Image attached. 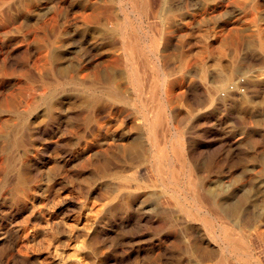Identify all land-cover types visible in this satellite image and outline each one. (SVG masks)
<instances>
[{
    "label": "rangeland",
    "instance_id": "1",
    "mask_svg": "<svg viewBox=\"0 0 264 264\" xmlns=\"http://www.w3.org/2000/svg\"><path fill=\"white\" fill-rule=\"evenodd\" d=\"M9 1L5 0L4 2L5 4L4 3L0 4V6L2 5L0 8L4 10L2 11L5 15L2 18L0 16V31H1L0 32V64H1L0 65V71H1L0 72V111L2 112V113L0 112V120H1L0 132L2 133V136L0 135L1 138L0 141L5 137L7 138L12 137L11 133L13 132V128L15 126L18 128L19 132L16 135L17 137L18 136L19 137L17 138L16 143H14L16 146L15 147L9 146L7 147L8 150L3 149L2 144L0 143L1 146L0 175H2L0 176L1 178L0 179V264H137V263L138 264H146V263L147 264H160V263L161 264L164 263L165 264L166 263L167 264H190V263L200 264L201 263L200 258L193 260L192 257L189 256L188 258V255L185 254V250L188 245L186 242L184 243L185 245L184 244L182 245L181 247L182 250L181 248H177L175 245L176 233L181 234L182 232L184 233L185 230L183 229L181 231L182 228L176 227L177 225L175 224L176 225L175 226L174 222L171 223L172 222L171 218H168V216L166 215L162 216L158 211L154 210L152 206L149 204V202L147 203V201L143 199L144 198L143 196H145L146 193H144L143 190L141 191L144 194H142L141 191L139 193V190H137V188L139 185H141V187H146V186L149 187L153 183V187L150 186L149 189L146 190L147 193L150 191L160 193L162 189L165 188V186L171 187L170 185L168 186L169 183L167 184V179L165 178L166 175H164L163 177L165 179H164V184H162L163 179H161L160 176L156 175L157 174L156 172L154 173L156 167L157 169H163V170L164 169L169 170L170 168L172 170L174 168L176 170L179 169L181 170L183 168L188 167L191 168L192 170L194 169L195 175L197 174L196 176L200 175L198 176V178L200 179L205 178L204 179L205 183L208 184L207 181H209V184L211 185L213 184V181L215 182L216 185L219 183H221L222 185L228 184L232 178V179L240 180L243 185L249 184L246 185L245 188L251 190V189H255L256 187L255 185L257 181L259 180L264 181V168H263L264 167V157H263L264 156V52H263L264 51V47H263L264 46V0H157V1L146 0L149 9L148 11L151 14H149L148 12L147 13L148 15L146 14L144 17L138 16L137 13L130 14L127 12L118 11L119 13L118 12L117 13L119 15L120 21L122 20V23H125L123 25H126V31L129 33L132 32L136 33V43L138 44L137 46L139 47V51L141 52L136 54L138 55L136 56V60H137L136 67L138 68L139 71L142 70L141 72L142 89L140 86L136 87V103H137L136 110H138L136 111V126L138 128L135 126L134 124L135 122H133L132 119H126L122 115H120L121 113L120 114L118 113L112 116L113 119L108 118L106 119V122L105 120H103L105 124L110 123V125L107 126L109 127L108 129H104L105 131H103L102 134L90 132V129L93 127V124H89L88 118H91L93 110L91 108H87L82 104L80 95L81 93L83 94L86 91L84 90V88H80L78 86L73 85V86H66L64 89H62L64 90L62 96L63 98L62 101L64 102V104H62L63 108L60 111H57L58 113L61 114V116L51 115L49 112L46 111L44 112L43 108L41 107L42 105L39 104V102L31 103V105L28 107L29 109H27L28 111H26L27 113L25 112L26 113L25 115L23 110L26 109L27 105L24 104L27 103L29 100L30 102L33 101L31 100L30 95L32 93L33 94L36 93L37 96V94L39 93L38 91V89L40 88L39 86H41V84L45 82L44 80H46V82L61 81L63 80L62 78L66 79L72 77L71 75H73V78L78 81L87 80L89 82L94 80L98 75H102L101 84L99 86L102 88L103 87L107 88L109 86L107 84L109 83L110 80L107 72L111 70L113 64H116L117 61L122 60V55L124 52L123 40L120 34L121 31L120 28L117 29L115 26H110L109 27L110 29L108 30L107 33L105 32L102 35H97L94 33L93 26L84 23L83 15L84 13L85 14L91 13V10L89 9L93 3V0H49V1L48 0L47 1L46 0H9ZM105 1L106 2L108 1L107 3H110V0H105ZM39 2L40 3L42 2L44 6L42 3L40 4ZM50 4L53 6H51ZM175 5L177 6L175 7ZM152 6L155 7L153 8ZM28 8L30 10H28ZM46 9L49 11H47ZM164 9L166 10L164 11ZM162 10H163V14H162ZM32 12H34L35 14ZM54 12L55 15L53 14ZM147 16L149 19L147 18ZM54 17L57 18V20H55ZM59 19L60 21H58ZM78 19H80L83 22H81ZM127 20L129 21L127 22ZM51 21L52 22L56 21V22L52 23ZM138 21L140 24L138 23ZM31 22L32 24H29ZM66 22L68 25L66 24ZM160 23L162 24L161 26ZM45 24L50 25L47 28V30ZM166 24L168 26H166ZM42 25L43 27H41ZM64 25L65 26L67 25L66 28ZM6 27L9 28L8 31ZM32 27L35 29H33ZM51 27H53L54 29H52ZM67 27L69 28L67 29ZM77 27H83V28H77ZM57 28H59V30ZM20 29H22V31ZM64 29L66 30V32ZM32 30L37 35H34ZM139 30H141V32ZM18 32H20L21 34ZM46 32L49 37H47V35L45 34ZM64 32L66 34H64ZM39 33L41 34L39 35ZM91 34H93L94 36ZM144 34L149 38V41L148 38L147 39L145 38ZM144 38L147 41H145ZM260 38L262 41H260ZM138 39L139 41H137ZM151 39L153 41H151ZM69 40L70 41L73 40V41L70 42ZM43 41H46L47 43ZM68 41L70 42L69 44ZM75 42L76 44H74ZM147 42L149 43V45ZM58 43H60L59 44L60 46L58 45ZM77 43L80 44L78 45ZM146 43H147V47L145 45ZM154 44L156 45L154 46ZM63 45L66 46L64 47ZM113 49L115 50L113 51ZM153 49L155 51H153ZM103 50L104 52H102ZM118 51L120 52L116 53ZM44 53H46L45 57H44ZM112 54L117 57L115 58ZM58 55L59 57H56ZM51 56L53 57L52 60H51ZM138 57H142V58H138ZM69 59L71 60L69 61ZM72 60L75 62V64ZM153 60L157 62H153ZM109 62L111 65L109 64ZM49 63H53V65L57 69H55V67H53L52 64L50 65ZM55 64L58 66H56ZM140 64L141 65L143 64L144 67L141 66ZM26 65L29 66L28 69ZM88 65L90 67H88ZM155 65L156 67H161V68H156ZM82 67L84 69L87 68L85 69L86 71H84ZM64 69H68L66 74H62L60 72L61 70ZM90 69H93L95 73L93 72V70L90 71ZM182 71H184V74ZM219 72H223L224 74L220 75L221 73ZM226 72L228 73L232 72V74L225 75ZM241 72L244 74H242ZM29 74L30 76L33 75L32 76L33 78L30 77ZM79 74H81V76H79ZM146 75L148 77H146ZM201 75L203 78L201 77ZM223 75H225L226 77ZM24 76L27 77L25 78ZM103 77L106 78L107 82ZM223 77L225 78L223 79ZM240 78L244 79L242 87L244 88L245 91L240 92V91L230 90L229 89L230 85L234 84ZM146 80L148 81L146 82ZM163 80H164L163 83L164 90L162 91L160 90L161 86L159 85L162 84ZM152 82H154V85L152 84ZM219 84H221L222 86ZM202 85H204L205 89ZM138 88H140V90ZM15 90H18L21 94ZM143 90L145 91V93ZM154 90L156 92H154ZM219 90L221 91L219 92ZM60 92L61 89L59 93ZM138 92H140L139 94L143 96L137 94ZM70 93L72 94L69 95ZM7 94L8 96H10L9 98L8 96H6ZM16 94L18 95L17 97ZM150 94L152 95L150 96ZM162 94L165 97V100H168L170 104L169 110L172 111L171 113L172 119L174 120V128H171L170 131L172 133L173 131L176 132L177 137L171 135L172 133H168L166 137H163V135H161V136H157L155 139H152L147 131V126H146L147 116L145 117L144 115L146 111H150L152 108L157 107L158 104H161V102L162 103L165 102L161 97ZM22 95L24 96L26 95V96L24 97ZM144 95L145 96L147 95L146 98ZM166 96L172 99H169ZM21 101L23 104L21 103ZM16 102L18 103L17 107L15 106ZM104 103L109 107L113 105L112 100L109 101L105 99ZM139 103L141 105H139ZM142 103L144 104L145 107L142 106ZM200 103L204 106H202ZM177 104L179 106H177ZM173 105L176 108H173ZM35 106L37 107V110ZM177 108L178 110H176ZM14 111L17 112L18 115L13 113ZM89 111L90 113H88ZM215 111L217 114L215 113ZM42 112L43 114L44 113L45 114L43 115ZM78 114L79 116H77ZM45 116L47 120L45 118L43 119V117ZM53 116L55 117V119H53L54 118ZM85 116L87 120L85 119ZM18 117L19 119L20 118L21 119L19 120ZM6 118H10L11 120L7 119L6 121ZM169 118H171V116H169ZM51 122L52 124H50ZM44 125L45 128H43ZM56 125L59 126L57 127ZM5 126L6 128H4ZM34 126H36L37 129ZM71 126L74 127L72 128ZM21 127L23 130L22 133H21ZM66 127L70 131H68ZM178 127L180 128L178 129ZM64 129L66 130V134L65 132H62V130L65 131ZM72 129L73 131H71ZM33 131L36 133H34ZM6 133L8 134L5 135ZM185 133L186 134L189 133V134L186 135ZM134 134H136V155L134 152H133L134 154H132V151L130 153V150L132 149L131 147H133L132 144H134V140H133L135 136ZM31 135L32 137H30ZM104 136H106V138ZM165 139L169 141L167 142ZM119 140H121V143ZM191 140L193 143L191 142ZM109 141L112 143H110ZM123 141L129 143L126 144ZM175 141L176 143L178 142L181 143L182 151H184L183 153L184 157L186 156L184 159L186 160L187 165H183L180 161H178V157L176 156L174 149H172L174 147V144H176ZM26 142L30 145L27 146L28 144ZM93 142L95 144H93ZM140 142L143 143L141 144ZM156 143L158 146L156 145ZM161 146L164 147V149H162ZM183 147L185 149H183ZM98 148L99 150L101 149V151H99ZM137 150L139 153L137 152ZM159 150L164 153L166 151L167 156H165L166 153L164 154ZM155 152L158 154H156ZM63 154L66 156H64ZM10 155L11 157H9ZM61 155H63L64 157ZM171 158L173 159L171 160ZM155 159L156 161L165 160L171 164L168 165L159 164L161 166H159L158 164L157 165L148 164L146 166L142 164L144 160L149 162V160L155 161ZM120 160L122 164L120 163ZM126 160L129 161L130 163H127ZM1 161L4 165L1 163ZM141 161L142 163L138 164ZM126 166L128 168H126ZM140 168H143L144 171L147 168V170L145 171L146 173L144 172L145 174L142 173L141 176H138V170H140ZM224 169L227 171L225 172ZM98 173L101 176L98 175ZM116 173L122 174L123 176L128 178V180L129 177L130 178L132 177L129 180L130 183H128V180L127 183L131 187V191L134 192L132 194H134L135 197L131 198L128 202L127 200H124L125 199L124 195L123 197L121 196L118 201L117 200L114 202L110 201L111 199L110 194L113 193V190H111L113 188L111 187L114 185L113 184L112 186L108 185V180L105 179H107L108 175L110 174L112 175ZM131 173L132 175H130ZM183 175L184 173H181L180 177H182ZM228 175L230 176V178L226 179L225 177ZM155 178L158 180H155ZM210 178L213 180H211ZM249 180H252L253 183L252 181ZM12 181H14V183H12ZM9 183L12 184L7 185ZM144 183L145 184L147 183L146 186H144L145 185ZM107 186L108 188L110 187L109 188L110 190L107 189ZM78 187H81L82 189L81 188L79 189ZM50 189L52 191V194ZM83 189H84V193L82 191ZM101 191H103L104 193H102ZM54 200L55 203H53ZM82 200L84 203L82 202ZM56 201L57 202L59 201V203H57ZM186 203L190 206H193L189 201H186ZM30 207L32 208V210ZM85 212L86 213L89 212L87 218ZM90 213L93 216L90 215ZM161 216L167 218L164 219ZM156 217L159 221L156 220ZM93 219L95 220V223ZM163 220L165 221L163 222ZM44 221H46L47 223ZM45 223L48 226V228L45 227L46 226ZM97 224L100 225L98 226ZM86 225L91 227H88ZM171 225L174 227H172ZM52 228L55 229L53 230ZM171 228L175 230H172ZM70 229L72 231H70ZM170 231L173 232L171 233ZM162 232L164 233V235ZM106 237H108V239ZM25 239L27 241H25ZM44 239L47 240L45 241ZM48 240H50L49 243H46L48 242ZM261 240L262 239L259 240V246H261L260 257L262 259L261 258L260 259L263 260L262 263L264 264V251H263L264 240L262 241ZM144 243L146 244L144 245ZM17 249L18 251H16ZM34 250H36L37 252L36 251L34 252ZM26 254L29 255L26 257ZM182 255L183 256L185 255L184 258H182L183 257ZM146 256L147 258H145ZM157 259H160L161 261Z\"/></svg>",
    "mask_w": 264,
    "mask_h": 264
},
{
    "label": "bare ground",
    "instance_id": "2",
    "mask_svg": "<svg viewBox=\"0 0 264 264\" xmlns=\"http://www.w3.org/2000/svg\"><path fill=\"white\" fill-rule=\"evenodd\" d=\"M9 1V0H8ZM47 1V0H46ZM46 1H45V3H46ZM49 1V0H48ZM157 1V0H156ZM5 2V0H0V4H3ZM10 2V1H9ZM8 2V3H9ZM72 2H75V1H72ZM108 2V1H107ZM105 0H93V3H92V5L90 6V9L89 10H91V13H88V14H85L84 13V15H83V21H84V23L85 24H87V25H90V26H93L94 28V33L95 34H97V35H102V34H104L105 32L107 33L108 32V30L110 29L109 27L110 26H115L117 29H119L120 28V34H121V37H122V40H123V49H124V52H123V55H122V60H119V61H117V63L116 64H113L112 66V68H111V70H109L108 72H107V74H108V77H109V83L107 84V85H109L107 88H102V87H100L99 85L101 84V76L102 75H98L94 80H92V81H87V80H82V81H78V80H76V79H74L73 78V75H71L72 77H69V78H66V79H64V78H62L63 80H61V81H55V82H53V81H51V82H46V80H44L45 82H43L42 84H41V86H39L40 88L38 89V91H39V93L37 94V96H36V93H32L30 96H31V100H33L32 102H30V100L27 102V103H25L24 105H27L26 106V109L25 110H23V112L25 113L26 111H28L27 109H29L28 107L31 105V103H36V102H39V104H41L42 106V108H43V110H44V112L46 111V112H49L51 115H56V116H61V114L60 113H58L57 111H60L62 108H63V105L62 104H64V102L62 101V96H63V93H64V90H62V89H64L66 86H78V87H80V88H84V90H86L83 94L81 93V95H80V99H81V101H82V104L84 105V106H86L87 108H91L93 111V113H92V116H91V118H88V122H89V124H93V127L90 129V132H92V133H100V134H102V132L103 131H105L104 129H108L109 127H107V126H109L110 125V123H108V124H105V122H106V119H108V118H112V116H114V115H116V114H120V115H122L124 118H126V119H132L133 120V122H135L134 124H135V126H136V111H138V110H136V87H141V85H142V80H141V72H142V70L141 71H139L138 70V68L136 67V56H138V55H136L137 53H141L140 51H139V47L137 46L138 44L136 43V33L135 32H132V33H129V32H127L126 31V25H123V24H125V23H122V20L120 21V18H119V15H118V11H123V12H127V13H130V14H136L137 13V15L138 16H140V17H144L149 11V9H148V4H147V1L146 0H110V3H107ZM7 3V2H6ZM40 3V2H39ZM42 3V2H41ZM40 3V4H41ZM159 3V2H158ZM174 3V2H173ZM5 4V3H4ZM22 4V3H21ZM33 4V3H32ZM43 4V3H42ZM80 4V3H79ZM79 4H77V5H79ZM151 4V3H150ZM175 4V3H174ZM179 4V3H178ZM18 5V4H17ZM51 5V4H50ZM81 5V4H80ZM87 5V4H86ZM89 5H90V3H89ZM173 5V4H172ZM2 6V5H1ZM0 6V7H1ZM31 6V5H30ZM43 6H44V4H43ZM46 6V5H45ZM51 6H53V5H51ZM84 6V5H83ZM165 6V5H164ZM166 6H167V4H166ZM165 6V7H166ZM174 6V5H173ZM177 5H175V7H176ZM3 7H4V5H3ZM18 7H20V6H18ZM116 7V8H115ZM153 7V6H152ZM155 7V6H154ZM153 7V8H154ZM158 7V6H157ZM179 7V6H178ZM6 8V7H5ZM42 8H44V7H42ZM152 8V9H153ZM164 8V7H163ZM172 8V7H171ZM181 8V7H180ZM32 9V8H31ZM35 9H36V7H35ZM34 9V10H35ZM56 9V8H55ZM61 9V8H60ZM59 9V10H60ZM85 9V8H84ZM157 9V8H156ZM155 9V10H156ZM213 9H214V7H213ZM3 9L2 8H0V16H1V18L2 17H4L5 15H4V13H3V11H2ZM28 10H30L29 8H28ZM37 10H38V7H37ZM45 10V9H44ZM47 10V9H46ZM166 9H164V11H165ZM176 10V9H175ZM15 11V10H14ZM36 11V10H35ZM34 11V12H35ZM47 11H49V10H47ZM154 11V10H153ZM34 12H32V13H34ZM84 12H87V11H84ZM118 12V13H117ZM155 12V11H154ZM22 13V12H21ZM37 13V12H36ZM35 14V13H34ZM33 14V15H34ZM51 14V13H50ZM54 15H55V12L53 13ZM53 14H52V16H53ZM80 14H82V13H80ZM149 14H151L150 12H149ZM155 14V13H154ZM160 14V13H159ZM162 14H163V10H162ZM38 15V14H37ZM148 15V14H147ZM157 15V14H156ZM19 16V15H18ZM28 16V15H27ZM50 16V15H49ZM124 16V15H123ZM131 16V15H130ZM155 16V15H154ZM17 17V16H16ZM30 17V16H29ZM32 17V16H31ZM34 17V16H33ZM40 17V16H39ZM80 17V16H79ZM126 17V16H125ZM129 17V16H128ZM133 17H134V15H133ZM137 17V16H136ZM139 17V18H140ZM162 17V16H161ZM36 18V17H35ZM38 18V17H37ZM55 18V17H54ZM147 18H148V16H147ZM152 18V17H151ZM155 18H157V17H155ZM20 19V18H19ZM24 19H26V18H24ZM50 19V18H49ZM80 19H82V18H80ZM80 19H78V20H80ZM132 19V18H131ZM149 19V18H148ZM147 19V20H148ZM35 20V19H34ZM37 20V19H36ZM48 20V19H47ZM55 20H57V18H55ZM66 20V19H65ZM144 20V19H143ZM154 20V19H153ZM19 21H21V20H19ZM32 21V20H31ZM41 21V20H40ZM58 21H60V19L58 20ZM62 21V20H61ZM81 21V20H80ZM83 21H81V22H83ZM129 20H127V22H128ZM142 21V20H141ZM179 21V20H178ZM23 22V21H22ZM21 22V23H22ZM27 22V21H26ZM52 22V21H51ZM56 21H54V22H52V23H55ZM153 22V21H152ZM160 22V21H159ZM173 22V21H172ZM176 22V21H175ZM42 23V22H41ZM45 23V22H44ZM48 23V22H47ZM51 23V24H52ZM138 23H139V21H138ZM143 23H144V21H143ZM149 23V22H148ZM154 23V22H153ZM157 23V22H156ZM163 23V22H162ZM182 23V22H181ZM19 24V23H18ZM29 24H32V22L31 23H29ZM43 24V23H42ZM66 24H67V22H66ZM137 24V23H136ZM140 24V23H139ZM172 24V23H171ZM175 24V23H174ZM177 24V23H176ZM183 24V23H182ZM37 25H38V23H37ZM56 25V24H55ZM68 25V24H67ZM66 25V26H67ZM82 25V24H81ZM84 25V24H83ZM142 25V24H141ZM146 25V24H145ZM144 25V26H145ZM162 24L160 23V26H161ZM13 26V25H12ZM50 25L49 24H45V27H46V30H47V28L49 27ZM52 26V25H51ZM65 26V25H64ZM66 26H65V28H66ZM75 26V25H74ZM86 26V25H85ZM128 26V25H127ZM154 26V25H153ZM158 26V25H157ZM166 26H168L167 24H166ZM171 26H173V25H171ZM19 27V26H18ZM17 27V28H18ZM34 27V26H33ZM32 27V28H33ZM38 27V26H37ZM41 27H43V25L41 26ZM58 27V26H57ZM138 27V26H137ZM163 27V26H162ZM179 27V26H178ZM7 28V27H6ZM5 28V29H6ZM21 28V27H20ZM27 28H28V26H27ZM30 28V27H29ZM52 29H54L53 27H51ZM61 28V27H60ZM69 27H67V29H68ZM72 28V27H71ZM77 28H83V27H77ZM90 28H92V27H90ZM129 28V27H128ZM144 28V27H143ZM148 28V27H147ZM146 28V29H147ZM169 28V27H168ZM167 28V29H168ZM8 29L9 28H7V31H8ZM26 29V28H25ZM33 29H35V28H33ZM58 30H59V28H57ZM87 29V28H86ZM89 29V28H88ZM93 29H92V31H93ZM158 29V28H157ZM172 29V28H171ZM174 29V28H173ZM4 30V29H3ZM15 30V29H14ZM14 30H13V32H14ZM21 31H22V29H20ZM62 30V29H61ZM65 30V29H64ZM63 30V31H64ZM112 30V29H111ZM144 30V29H143ZM149 30V29H148ZM25 31V30H24ZM33 31V30H32ZM75 31V30H74ZM87 31H89V30H87ZM140 32H141V30H139ZM1 32V31H0ZM4 32V31H3ZM11 32H12V30H11ZM61 32V31H60ZM65 32H66V30H65ZM64 32V34H66ZM18 33H20V32H18ZM26 33V32H25ZM43 33V32H42ZM49 33V32H48ZM55 33V32H54ZM93 33V34H94ZM148 33H149V31H148ZM173 33V32H172ZM17 34V33H16ZM21 34V33H20ZM33 34L34 35H37V34H35V32L33 31ZM41 33H39V35H40ZM46 35H47V32L45 33ZM56 34V33H55ZM63 34V35H64ZM93 34H91V35H93ZM155 34V33H154ZM25 35V34H24ZM86 35V34H85ZM109 35H110V33H109ZM142 35V34H141ZM157 35V34H156ZM31 36H33V35H31ZM56 36V35H55ZM54 36V37H55ZM68 36V35H67ZM88 36V35H87ZM94 36V35H93ZM144 36H145V38L147 39L148 37L144 34ZM151 36V35H150ZM161 36V35H160ZM2 37V36H1ZM47 37H49L48 35H47ZM89 37V36H88ZM113 37V36H112ZM141 37V36H140ZM32 38V37H31ZM57 38V37H56ZM73 38V37H72ZM144 38V39H145ZM35 39V38H34ZM68 39V38H67ZM71 39V38H70ZM76 39V38H75ZM84 39V38H83ZM88 39V38H87ZM87 39H86V41H87ZM145 39V41H147ZM44 40H46V39H44ZM51 40V39H50ZM49 40V41H50ZM63 40V39H62ZM98 40V39H97ZM100 40V39H99ZM113 40H115V39H113ZM118 40V39H117ZM36 41V40H35ZM48 41V40H47ZM53 41V40H52ZM61 41V40H60ZM59 41V42H60ZM70 41V40H69ZM68 41V44L70 43V42H72V41H70L69 42ZM76 41V40H75ZM82 41V40H81ZM90 41V40H89ZM88 41V42H89ZM93 41V40H92ZM121 41V40H120ZM137 41H139V39L137 40ZM148 41H149V38H148ZM151 41H153L152 39H151ZM260 41H262L261 40V38H260ZM37 42V41H36ZM43 42H46V41H43ZM94 42H97V41H94ZM112 42H114V41H112ZM119 42V41H118ZM47 43V42H46ZM45 43V44H46ZM62 43V42H61ZM83 43V42H82ZM148 43V42H147ZM147 43L145 44L146 45V47H147ZM151 43V42H150ZM153 43V42H152ZM159 43V42H158ZM60 43H58V45H59ZM66 44H67V42H66ZM72 44V43H71ZM74 44H76V42L74 43ZM78 44V43H77ZM80 44V43H79ZM78 44V45H79ZM89 44V43H88ZM94 44V43H93ZM144 44V43H143ZM55 45V44H54ZM85 45H87V44H85ZM84 45V46H85ZM90 45V44H89ZM89 45H87V46H89ZM105 45V44H104ZM119 45V44H118ZM148 45H149V43H148ZM156 44H154V46H155ZM60 46V45H59ZM58 46V47H59ZM64 46V45H63ZM66 46V45H65ZM64 46V47H65ZM142 46V45H141ZM92 47V46H91ZM102 47V46H101ZM109 47V46H108ZM250 47V46H249ZM262 47V46H261ZM264 47V46H263ZM63 48V47H62ZM149 48V47H148ZM65 49V48H64ZM75 49V48H74ZM98 49H100V48H98ZM117 49V48H116ZM150 49V48H149ZM260 49V48H259ZM60 50V49H59ZM107 50V49H106ZM105 50V51H106ZM115 49H113V51H114ZM121 50V49H120ZM47 51H49V50H47ZM65 51V50H64ZM75 51V50H74ZM76 51H78V50H76ZM100 51V50H99ZM149 51V50H148ZM153 51H155L154 49H153ZM152 51V52H153ZM262 51H263V49H262ZM42 52V51H41ZM102 52H104V50L102 51ZM120 51H118V52H116V53H119ZM150 52H151V50H150ZM158 52V51H157ZM264 52V51H263ZM56 53H57V51H56ZM61 53V52H60ZM60 53H58V54H60ZM66 53H67V51H66ZM71 53V52H70ZM45 54L46 53H44V57H45ZM62 54V53H61ZM74 54V53H73ZM72 54V55H73ZM76 54V53H75ZM144 54V53H143ZM155 54V53H154ZM42 55H43V53H42ZM41 55V56H42ZM57 55V54H56ZM102 55V54H101ZM113 55V54H112ZM118 55V54H117ZM141 55V54H140ZM148 55V54H147ZM146 55V56H147ZM71 56V55H70ZM111 56V55H110ZM114 56V55H113ZM144 56V55H143ZM56 57H59V55L58 56H56ZM104 57V56H103ZM112 57V56H111ZM115 58L117 57V56H114ZM150 57V56H149ZM165 57V56H164ZM40 58V57H39ZM38 58V59H39ZM52 56H51V60H52ZM70 58V57H69ZM84 58V57H83ZM138 58H142V57H138ZM153 58V57H152ZM47 59H48V57H47ZM88 59V58H87ZM62 60V59H61ZM71 59H69V61H70ZM86 60V59H85ZM115 60V59H114ZM141 60V59H140ZM139 60V61H140ZM143 60V59H142ZM37 61V60H36ZM73 61V60H72ZM100 61H102V60H100ZM111 61V60H110ZM149 61V60H148ZM38 62V61H37ZM41 62H42V60H41ZM51 62V61H50ZM74 62V61H73ZM93 62V61H92ZM108 62V61H107ZM142 62H144V61H142ZM153 62H157V61H154L153 60ZM7 63V62H6ZM44 63V62H43ZM85 63V62H84ZM150 63V62H149ZM159 63V62H158ZM5 64V63H4ZM39 64V63H38ZM50 65L52 64V66L53 67H55L54 65H53V63H49ZM73 64V63H72ZM74 64H75V62H74ZM73 64V65H74ZM78 64H80V63H78ZM109 64H110V62H109ZM152 64V63H151ZM154 64V63H153ZM156 64V63H155ZM161 64V63H160ZM159 64V65H160ZM1 65V64H0ZM34 65V64H33ZM56 65V64H55ZM63 65H64V63H63ZM111 65V64H110ZM141 65V64H140ZM3 66V65H2ZM6 66V65H5ZM27 66V65H26ZM56 66H58V65H56ZM60 66V65H59ZM62 66V65H61ZM77 66V65H76ZM87 66V65H86ZM93 66V65H92ZM106 66V65H105ZM141 66H143L144 67V65L142 64ZM140 66V67H141ZM154 66V65H153ZM28 67L29 66H27V69H28ZM31 67V66H30ZM88 67H90L89 65H88ZM108 67H111V66H108ZM142 67V68H143ZM146 67V66H145ZM155 67H156V65H155ZM23 68V67H22ZM35 68V67H34ZM83 68V67H82ZM151 68V67H150ZM156 68H161V67H156ZM24 69V68H23ZM22 69V70H23ZM29 69H31V68H29ZM41 69V68H40ZM55 69H57L56 67H55ZM84 69V68H83ZM85 69H87V68H85ZM84 69V71H86ZM37 70V69H36ZM35 70V71H36ZM42 70V69H41ZM47 70V69H46ZM78 70H79V68H78ZM91 70H93V69H90V71ZM96 70V69H95ZM103 70V69H102ZM155 70V69H154ZM157 70H159V69H157ZM161 70V69H160ZM38 71V70H37ZM40 71V70H39ZM60 71V70H59ZM67 71H68V69H64V70H61L60 72L62 73V74H66L67 73ZM149 71V70H148ZM163 71V70H162ZM180 71V70H179ZM235 71H237V70H235ZM248 71V70H247ZM1 72V71H0ZM5 72V71H4ZM45 72V71H44ZM74 72V71H73ZM83 72V71H82ZM93 72L95 73V71L93 70ZM145 72H146V70H145ZM144 72V73H145ZM156 72H158V71H156ZM183 72V74H184V71H182ZM251 72V71H250ZM249 72V73H250ZM23 73H24V71H23ZM72 73V72H71ZM77 73V72H76ZM75 73V74H76ZM86 73V72H85ZM85 73H84V75H85ZM148 73V72H147ZM151 73V72H150ZM215 73V72H214ZM219 73H221L220 75H222V74H224L223 72H219ZM234 73H236V72H234ZM239 73V72H238ZM242 73V72H241ZM38 74V73H37ZM40 74V73H39ZM106 74V75H107ZM181 74V73H180ZM182 74V75H183ZM226 74H232V72H230V73H228V72H226L225 73V75ZM242 74H244V73H242ZM57 75V74H56ZM149 75V74H148ZM186 75H188V74H186ZM219 75V76H220ZM225 75H223V76H225ZM29 76H30V74H29ZM33 76V75H32ZM32 76H30V77H32ZM38 76V75H37ZM44 76V75H43ZM51 76V75H50ZM75 76V75H74ZM79 76H81V74H79ZM152 76V75H151ZM156 76H157V74H156ZM165 76V75H164ZM181 76V75H180ZM259 76V75H258ZM13 77V76H12ZM25 77V76H24ZM27 77V76H26ZM25 77V78H26ZM61 77V76H60ZM78 77V76H77ZM146 77H148L147 75H146ZM159 77H160V75H159ZM158 77V78H159ZM166 77V76H165ZM201 77H202V75H201ZM215 77V76H214ZM217 77V76H216ZM221 77V76H220ZM226 77V76H225ZM225 77H223V79L225 78ZM232 77V76H231ZM14 78V77H13ZM33 78V77H32ZM104 79H105V81H106V78L105 77H103ZM143 78V77H142ZM203 78V77H202ZM205 78V77H204ZM228 78V77H227ZM256 78H258V77H256ZM28 79V78H27ZM35 79H36V77H35ZM46 79V78H45ZM48 79V78H47ZM81 79V78H80ZM153 79V78H152ZM218 79V78H217ZM12 80V79H11ZM15 80V79H14ZM40 80H42V79H40ZM144 80V79H143ZM154 80V79H153ZM162 80V79H161ZM167 80V79H166ZM221 80V79H220ZM1 81H3V80H1ZM26 81V80H25ZM36 81V80H35ZM148 80H146V82H147ZM171 81V80H170ZM203 81V80H202ZM225 81V80H224ZM20 82V81H19ZM31 82H32V80H31ZM53 82V83H52ZM107 82V81H106ZM145 82V81H144ZM180 82V81H179ZM24 83V82H23ZM35 83V82H34ZM163 83H164V80H163V82H162V84L161 85H159V86H161V89L160 90H164L163 89V87H164V85H163ZM227 83V82H226ZM16 84V83H15ZM104 84H106V83H104ZM152 84L154 85V82H152ZM152 84H151V87H152ZM18 85V84H17ZM35 85V84H34ZM158 85V84H157ZM172 85V84H171ZM219 85H221V84H219ZM146 86V85H145ZM149 86V85H148ZM156 86V85H155ZM154 86V87H155ZM203 87H204V85H202ZM207 86V85H206ZM222 86V85H221ZM221 86H220V88H221ZM9 87V86H8ZM36 87V86H35ZM166 87V86H165ZM197 87V86H196ZM224 87V86H223ZM12 88V87H11ZM31 88H32V86H31ZM30 88V89H31ZM71 88V87H70ZM150 88V87H149ZM171 88V87H170ZM226 88V87H225ZM16 89V88H15ZM29 89V90H30ZM60 89H61V92L59 93V91H60ZM69 89V88H68ZM73 89V88H72ZM77 89V88H76ZM75 89V90H76ZM139 90H140V88H138ZM141 89H142V87H141ZM145 89H146V87H145ZM157 89V88H156ZM204 89H205V87H204ZM209 89V88H208ZM218 89H219V87H218ZM4 90V89H3ZM6 90V89H5ZM13 90V89H12ZM28 90V89H27ZM26 90V91H27ZM33 90H34V88H33ZM71 90V89H70ZM150 90V89H149ZM10 91V90H9ZM15 91H18V90H15ZM37 91V92H38ZM72 91V90H71ZM70 91V92H71ZM74 91V90H73ZM78 91V90H77ZM144 91V90H143ZM142 91V92H143ZM159 91V90H158ZM170 91V90H169ZM207 91V90H206ZM221 90H219V92H220ZM237 91V90H236ZM24 92V91H23ZM22 92V93H23ZM28 92V91H27ZM26 92V93H27ZM89 92H90V94H89ZM154 92H156L155 90H154ZM213 92V91H212ZM211 92V93H212ZM3 93H5V92H3ZM9 93H11V92H9ZM18 93H20L19 91H18ZM67 93H68V90H67ZM80 93V92H79ZM140 92H138L137 94H139ZM144 93H145V91H144ZM151 93H152V91H151ZM165 93V92H164ZM14 94V93H13ZM21 94V93H20ZM19 94V95H20ZM72 93H70L69 95H71ZM155 94V93H154ZM174 94V93H173ZM219 94V93H218ZM27 95V94H26ZM25 95V96H26ZM140 95V94H139ZM152 94H150V96H151ZM157 95V94H156ZM165 95V94H164ZM4 96V95H3ZM6 96H8V94L6 95ZM18 95L16 94V97H17ZM22 96H24V95H22ZM24 96V97H25ZM28 96V95H27ZM29 96V97H30ZM65 96V95H64ZM67 96V95H66ZM140 96H143V95H140ZM139 96V97H140ZM145 96V95H144ZM147 96V95H146ZM146 96H145V98H146ZM155 96V95H154ZM168 96V95H167ZM166 96V97H167ZM175 96V95H174ZM176 96H178V95H176ZM209 96V95H208ZM207 96V97H208ZM10 96H8V98H9ZM14 97V96H13ZM21 97V96H20ZM75 97V96H74ZM159 97V96H158ZM161 97L163 98V101H165V102H161V104H158V106L157 107H155V108H152L150 111H146V113H147V115H146V113H145V117L147 118L146 119V126H147V131H148V134H149V136L152 138V139H155L157 136H161V135H163V137H166V135L168 134V133H172L171 131H170V129L171 128H174V120L172 119V111L171 110H169V102H168V100H165V97L163 96V94L161 95ZM210 97V96H209ZM208 97V98H209ZM27 98V97H26ZM76 98V97H75ZM143 98V97H142ZM167 98H169V97H167ZM175 98V97H174ZM180 98V97H179ZM11 99V98H10ZM79 99V98H78ZM105 99L106 100H109V101H111L112 100V103H113V105L111 106V107H109V106H107L104 102H105ZM144 99V98H143ZM169 99H172V98H169ZM214 99V98H213ZM150 100V99H149ZM156 100V99H155ZM206 100V99H205ZM210 100V99H209ZM66 101V100H65ZM138 101V100H137ZM141 101H144V100H141ZM146 101V100H145ZM152 101V100H151ZM160 101H162V100H160ZM178 101V100H177ZM202 101V100H201ZM212 101V100H211ZM210 101V102H211ZM214 101V100H213ZM5 102V101H4ZM19 102V101H18ZM107 102V101H106ZM148 102V101H147ZM156 102V101H155ZM154 102V103H155ZM173 102H174V99H173ZM172 102V103H173ZM203 102V101H202ZM201 102V103H202ZM17 103V102H16ZM15 103V106L17 107V105H18V103L16 104ZM21 103H22V101H21ZM68 103V102H67ZM70 103H73V102H70ZM75 103H77V102H75ZM104 103V104H103ZM109 103V102H108ZM150 103H152V102H150ZM150 103H148V104H150ZM178 103V102H177ZM200 103V104H201ZM23 104V103H22ZM156 104V103H155ZM154 104V105H155ZM206 104V103H205ZM208 104V103H207ZM211 104V103H210ZM214 104V103H213ZM139 105H141L140 103H139ZM157 105V104H156ZM175 105H176V103H175ZM197 105V104H196ZM202 105V104H201ZM142 106H144V104L142 103ZM148 106V105H147ZM177 106H179L178 104H177ZM202 106H204V105H202ZM211 106V105H210ZM209 106V107H210ZM10 107V106H9ZM20 107V106H19ZM36 107V106H35ZM70 107V106H69ZM145 107V106H144ZM143 107V108H144ZM149 107V106H148ZM196 107H198V106H196ZM196 107H194V108H196ZM31 108V107H30ZM41 108V109H42ZM139 108V107H138ZM173 108H176V107H174V105H173ZM202 108V107H201ZM19 109V108H18ZM20 109H22V108H20ZM24 109V108H23ZM40 109V110H41ZM68 109V108H67ZM209 109V108H208ZM36 110H37V107H36ZM35 110V111H36ZM65 110H66V108H65ZM69 110V109H68ZM176 110H178V108L176 109ZM184 110V109H183ZM182 110V111H183ZM207 110V109H206ZM218 110V109H217ZM1 112V111H0ZM11 112V111H10ZM22 112V113H23ZM144 112V111H143ZM178 112V111H177ZM196 112V111H195ZM199 112H202V111H199ZM2 113V112H1ZM13 113H15L16 115H18V113L17 112H13ZM27 113V112H26ZM26 113H25V115H26ZM29 113V112H28ZM33 113V112H32ZM40 113H41V111H40ZM66 113V112H65ZM68 113V112H67ZM73 113H75V112H73ZM88 113H90V111L88 112ZM140 113V112H139ZM215 113H216V111H215ZM34 114V113H33ZM35 114H36V112H35ZM42 114H43V112H42ZM41 114V115H42ZM45 114V113H44ZM43 114V115H44ZM63 114V113H62ZM185 114V113H184ZM195 114V113H194ZM217 114V113H216ZM215 114V115H216ZM5 115V114H4ZM10 115V114H9ZM40 115V116H41ZM68 115V114H67ZM74 115V114H73ZM89 115V114H88ZM183 115V114H182ZM207 115V114H206ZM209 115V114H208ZM12 116V115H11ZM14 116V115H13ZM33 116V115H32ZM36 116V115H35ZM77 116H79V114L77 115ZM121 116V117H122ZM169 116H171V118H169ZM178 116V115H177ZM4 117V116H3ZM9 117V116H8ZM16 117V116H15ZM21 117V116H20ZM24 117V116H23ZM27 117H29V116H27ZM34 117V116H33ZM48 117V116H47ZM54 117V116H53ZM64 117H65V115H64ZM141 117H142V115H141ZM176 117V116H175ZM182 117H185V116H182ZM202 117V116H201ZM259 117V116H258ZM12 118V117H11ZM46 119L47 120V118H46V116L45 117H43V119ZM117 118V117H116ZM196 118V117H195ZM261 118V117H260ZM7 119L9 120L10 118H6V121H7ZM16 119V118H15ZM18 119H19V117H18ZM21 119V118H20ZM19 119V120H20ZM53 119H55V117L53 118ZM62 119V118H61ZM85 119H86V116H85ZM113 119V118H112ZM119 119V118H118ZM139 119V118H138ZM143 119V118H142ZM141 119V120H142ZM179 119H181V118H179ZM198 119V118H197ZM11 120V119H10ZM33 120V119H32ZM39 120H41V119H39ZM51 120V119H50ZM87 120V119H86ZM85 120V121H86ZM103 120H105V122L103 121ZM141 120H140V122H141ZM193 120V119H192ZM1 121V120H0ZM18 121V120H17ZM35 121V120H34ZM52 121V120H51ZM64 121V120H63ZM84 121V122H85ZM122 121V120H121ZM131 121V120H130ZM138 121V120H137ZM176 121H177V119H176ZM179 121V120H178ZM205 121V120H204ZM16 122V121H15ZM25 122V121H24ZM30 122H31V119H30ZM39 122V121H38ZM109 122V121H108ZM182 122V121H181ZM180 122V123H181ZM191 122V121H190ZM1 123V122H0ZM68 123V122H67ZM126 123V122H125ZM176 123V122H175ZM20 124V123H19ZM32 124V123H31ZM38 124V123H37ZM40 124V123H39ZM50 124H52V122L50 123ZM70 124H72V123H70ZM139 124V123H138ZM141 124V123H140ZM145 124V123H144ZM178 124V123H177ZM9 125V124H8ZM24 125V124H23ZM35 125V124H34ZM60 125V124H59ZM58 125V126H59ZM62 125V124H61ZM85 125V124H84ZM130 125V124H129ZM185 125H186V123H185ZM4 126V125H3ZM17 126H18V124H17ZM57 126V125H56ZM57 126V127H58ZM75 126H76V124H75ZM134 126V125H133ZM141 126V125H140ZM35 128H36V126H34ZM48 127V126H47ZM72 128L74 127V126H71ZM114 127V126H113ZM137 127V126H136ZM181 127V126H180ZM180 127H178V129L180 128ZM4 128H6V126L4 127ZM9 128V127H8ZM30 128H31V126H30ZM39 128V127H38ZM43 128H45V125H44V127ZM51 128V127H50ZM49 128V129H50ZM56 128V127H55ZM63 128V127H62ZM77 128H78V126H77ZM76 128V129H77ZM117 128V127H116ZM120 128V127H119ZM128 128V127H127ZM130 128V127H129ZM134 128V127H133ZM138 128V127H137ZM37 129V128H36ZM58 129H61V128H58ZM66 129H67V127H66ZM81 129V128H80ZM136 129V128H135ZM134 129V130H135ZM4 130V129H3ZM34 130V129H33ZM43 130H45V129H43ZM65 130V129H64ZM68 130V129H67ZM115 130H117V129H115ZM114 130V131H115ZM182 130H184V129H182ZM188 130V129H187ZM1 131V130H0ZM22 127H21V133H22ZM35 131V130H34ZM33 131V132H34ZM68 131H70V130H68ZM71 131H73V129L71 130ZM76 131V130H75ZM79 131V130H78ZM82 131V130H81ZM112 131V130H111ZM113 131V132H114ZM137 131V130H136ZM142 131V130H141ZM186 131V130H185ZM189 131V130H188ZM6 132V131H5ZM19 131H18V128L15 126L14 128H13V134L11 133V135H12V137H10V138H7V137H5L4 139H2L1 141H0V143L2 144V147H3V149H6V150H8V148L7 147H9V146H16L14 143H16V140H17V138L19 137H17V133H18ZM62 132H65V134H66V130L65 131H63L62 130ZM83 132V131H82ZM182 132V131H181ZM187 132V131H186ZM1 133V132H0ZM28 133V132H27ZM34 133H36V132H34ZM41 133V132H40ZM68 133V132H67ZM87 133V132H86ZM107 133H108V131H107ZM119 133V132H118ZM144 133V132H143ZM8 133H6L5 135H7ZM42 134H43V132H42ZM41 134V135H42ZM83 134V133H82ZM132 134V133H131ZM186 134V133H185ZM187 134H189V133H187ZM186 134V135H187ZM1 136H2V133L0 134ZM4 135V136H5ZM26 135V134H25ZM59 135V134H58ZM57 135V136H58ZM70 135V134H69ZM121 135V134H120ZM135 136H134V138H133V140H134V144H132V146L133 147H131L132 149L130 150V153H131V151H132V154H134L135 153V155H136V134H134ZM142 135V134H141ZM171 135H173L174 137H177V133L176 132H174L173 131V133L171 134ZM183 135V134H182ZM27 136V135H26ZM25 136V137H26ZM68 136V135H67ZM83 136V135H82ZM90 136V135H89ZM107 136V135H106ZM106 136H104L105 138H106ZM113 136V135H112ZM132 136V135H131ZM148 136V135H147ZM178 136H179V134H178ZM238 136V135H237ZM29 137V136H28ZM30 137H32V135L30 136ZM63 137V136H62ZM84 137V136H83ZM88 137V136H87ZM116 137V136H115ZM121 137V136H120ZM127 137V136H126ZM149 137V138H150ZM170 137H172V136H170ZM78 138V137H77ZM108 138V137H107ZM113 138V137H112ZM187 138V137H186ZM241 138V137H240ZM1 139V138H0ZM60 139V138H59ZM88 139V138H87ZM109 139V138H108ZM170 139V138H169ZM174 139V138H173ZM172 139V140H173ZM181 139V138H180ZM192 139V138H191ZM244 139V138H243ZM45 140V139H44ZM47 140V139H46ZM52 140V139H51ZM54 140V139H53ZM72 140V139H71ZM74 140V139H73ZM105 140V139H104ZM131 140V139H130ZM140 140V139H139ZM149 140V139H148ZM151 140V139H150ZM166 140V139H165ZM184 140V139H183ZM188 140H190V139H188ZM34 141V140H33ZM32 141V142H33ZM36 141H37V139H36ZM50 141V140H49ZM75 141V140H74ZM81 141V140H80ZM106 141H107V139H106ZM120 141V143H121V140H119ZM161 141H162V139H161ZM164 141V140H163ZM167 141V140H166ZM165 141V142H166ZM169 141V140H168ZM167 141V142H168ZM240 141V140H239ZM24 142H25V140H24ZM39 142V141H38ZM64 142V141H63ZM110 142V141H109ZM123 142H125V141H123ZM172 142V141H171ZM191 142H192V140H191ZM242 142V141H241ZM27 143V142H26ZM65 143H66V141H65ZM72 143H74V142H72ZM82 143V142H81ZM110 143H112V142H110ZM119 143V142H118ZM126 143V142H125ZM129 143V142H128ZM128 143H126V144H128ZM141 143V142H140ZM143 143V142H142ZM141 143V144H142ZM149 143V142H148ZM175 143H176V141H175ZM193 143V142H192ZM191 143V144H192ZM7 144H8V146H7ZM28 144V143H27ZM45 144V143H44ZM78 144V143H77ZM85 144V143H84ZM93 144H95L94 142H93ZM124 144V143H123ZM161 144V143H160ZM172 144V143H171ZM30 144H28L27 146H29ZM33 145V144H32ZM83 145V144H82ZM99 145H100V143H99ZM138 145H139V143H138ZM148 145V144H147ZM156 145H157V143H156ZM155 145V146H156ZM163 145V144H162ZM166 145V144H165ZM48 146H49V144H48ZM51 146V145H50ZM85 146V145H84ZM104 146V145H103ZM102 146V147H103ZM142 146H144V145H142ZM158 146V145H157ZM167 146V145H166ZM190 146V145H189ZM1 147V146H0ZM39 147V146H38ZM41 147V146H40ZM101 147V148H102ZM141 147V146H140ZM162 147V146H161ZM173 147V146H172ZM193 147V146H192ZM32 148V147H31ZM60 148V147H59ZM84 148V147H83ZM106 148H108V147H106ZM114 148V147H113ZM143 148V147H142ZM156 148V147H155ZM15 149V148H14ZM14 149H12V150H14ZM22 149V148H21ZM39 149V148H38ZM40 149H42V148H40ZM52 149V148H51ZM58 149V148H57ZM61 149V148H60ZM82 149V148H81ZM152 149V148H151ZM159 149H160V146H159ZM162 149H164V147H162ZM172 149H174V151H175V153H176V156L178 157V161H180L183 165H187V162H186V160L184 159L185 157H184V151H182V145H181V143H176V144H174V147L172 148ZM183 149H185L184 147H183ZM19 150V149H18ZM42 150H44V149H42ZM47 150V149H46ZM45 150V151H46ZM62 150V149H61ZM64 150V149H63ZM98 150H99V148H98ZM128 150V149H127ZM145 150H146V148H145ZM157 150V149H156ZM165 150H166V148H165ZM29 151H32V150H29ZM57 151V150H56ZM79 151V150H78ZM99 151H101V149L99 150ZM160 151V150H159ZM158 151V152H159ZM172 151V150H171ZM173 151V152H174ZM191 151V150H190ZM14 152V151H13ZM22 152V151H21ZM27 152V151H26ZM36 152V151H35ZM40 152V151H39ZM53 152V151H52ZM64 152H66V151H64ZM134 152V153H133ZM137 152H138V150H137ZM160 152H162V151H160ZM1 153V152H0ZM31 153V152H30ZM48 153V152H47ZM51 153V152H50ZM73 153V152H72ZM71 153V154H72ZM84 153V152H83ZM98 153V152H97ZM128 153V152H127ZM139 153V152H138ZM156 153V152H155ZM162 153H164V152H162ZM165 153H166V151H165ZM164 153V154H165ZM172 153V152H171ZM170 153V154H171ZM174 153V154H175ZM19 154V153H18ZM33 154H34V152H33ZM55 154V153H54ZM110 154V153H109ZM118 154V153H117ZM131 154V155H132ZM143 154H145V153H143ZM142 154V155H143ZM156 154H158V153H156ZM173 154V153H172ZM186 154V153H185ZM9 155V154H8ZM7 155V156H8ZM20 155V154H19ZM64 155V154H63ZM63 155H61V156H63ZM85 155V154H84ZM121 155V154H120ZM134 155V156H135ZM147 155V154H146ZM152 155V154H151ZM191 155V154H190ZM17 156V155H16ZM16 156H15V158H16ZM64 156H66V155H64ZM63 156V157H64ZM86 156V155H85ZM153 156V155H152ZM151 156V157H152ZM156 156V155H155ZM165 156H167V153H166V155ZM9 157H11V155L9 156ZM26 157V156H25ZM28 157V156H27ZM34 157V156H33ZM128 157V156H127ZM154 157V156H153ZM161 157V156H160ZM163 157V156H162ZM171 157V156H170ZM173 157V156H172ZM264 157V156H263ZM2 158V157H1ZM21 158V157H20ZM38 158V157H37ZM83 158V157H82ZM115 158V157H114ZM120 158V157H119ZM132 158V157H131ZM144 158V157H143ZM155 158V157H154ZM12 159V158H11ZM11 159H9V160H11ZM25 159V158H24ZM60 159V158H59ZM72 159V158H71ZM74 159V158H73ZM96 159V158H95ZM121 159H122V157H121ZM130 159V158H129ZM136 159V158H135ZM153 159V158H152ZM160 159V158H159ZM169 159V158H168ZM173 158H171V160H172ZM187 159V158H186ZM2 160V159H1ZM77 160V159H76ZM100 160H101V158H100ZM115 160V159H114ZM143 160V159H142ZM15 161V160H14ZM52 161V160H51ZM61 161V160H60ZM108 161V160H107ZM106 161V162H107ZM127 161V160H126ZM131 161H132V159H131ZM175 161V160H174ZM174 161H172V162H174ZM188 161V160H187ZM39 162V161H38ZM101 162H103V161H101ZM133 162H134V160H133ZM177 162V161H176ZM190 162V161H189ZM1 163H2V161H1ZM115 163V162H114ZM120 163H121V160H120ZM127 163H130L129 161H127ZM142 163V161L140 162V163H138V164H141ZM197 163V162H196ZM252 163V162H251ZM3 164V163H2ZM118 164H119V162H118ZM122 164V163H121ZM125 164H126V162H125ZM132 164V163H131ZM142 164H144L145 166L146 165H148V164H155V165H159V164H171V163H169L168 161H160V160H158V161H156V159H155V161H150L149 160V162H147L146 160H144L143 161V163ZM175 164H177V163H175ZM256 164V163H255ZM4 165V164H3ZM17 165H18V163H17ZM51 165V164H50ZM106 165V164H105ZM151 165V166H152ZM252 165V164H251ZM9 166V165H8ZM25 166V165H24ZM32 166H34V165H32ZM53 166V165H52ZM118 166V165H117ZM119 166H121V165H119ZM128 166V165H127ZM126 166V168H128ZM159 166H161V165H159ZM163 166V165H162ZM165 166V165H164ZM171 166V165H170ZM175 166V165H174ZM178 166V165H177ZM176 166V167H177ZM259 166V165H258ZM27 167V166H26ZM108 167V166H107ZM143 167V166H142ZM168 167V166H167ZM243 167V166H242ZM114 168H116V167H114ZM118 168V167H117ZM122 168V167H121ZM130 168V167H129ZM159 168V167H158ZM170 168V167H169ZM264 168V167H263ZM33 169V168H32ZM124 169H125V167H124ZM18 170V169H17ZM25 170V169H24ZM27 170H30V169H27ZM41 170V169H40ZM111 170V169H110ZM137 170V169H136ZM147 170V168L145 169V171ZM203 170V169H202ZM225 170V169H224ZM26 171V170H25ZM39 171V170H38ZM78 171V170H77ZM80 171V170H79ZM90 171V170H89ZM114 171V170H113ZM116 171V170H115ZM124 171V170H123ZM144 170H143V168H140V170H138V176H141V174L142 173H144L145 172ZM205 171V170H204ZM227 170H225V172H226ZM29 172V171H28ZM46 172H47V170H46ZM84 172V171H83ZM96 172V171H95ZM117 172H119V171H117ZM121 172V171H120ZM125 172V171H124ZM128 172V171H127ZM126 172V173H127ZM131 172V171H130ZM134 172V171H133ZM157 173L156 175H158V176H160L161 177V179H163L162 180V184H164V179L166 178L167 179V184H168V186L170 185L171 187H167V186H165V188H163L162 189V191L160 192V193H156V192H148L147 193V189H149V187L151 186V187H153V183H152V185H150L149 187L148 186H146V184L144 185V186H146V187H141V185H139L138 186V188H137V190H139V193H140V191L141 190H143V192L144 193H146L145 194V196H143L144 198L143 199H145L146 201H147V203L149 202V204L152 206V208L154 209V210H156V211H158L162 216L163 215H166V216H168V218H171L172 219V222L171 223H173L174 222V225L176 226V227H180V228H182L181 229V231L184 229L185 230V232L183 233H181V234H177L176 233V247L177 248H181L182 247V245L186 242L188 245H187V247H186V250H185V254H187L188 255V258H189V256L190 257H192L193 258V260H196L197 258H200V260H201V263L200 264H263L262 262H263V260H261L262 258L260 257V248H261V246H259V240L260 239H262V240H264V181L263 180H259V181H257V183H256V187H255V189H248V188H245V186L246 185H249V184H246V185H243L242 183H241V181L240 180H236V179H232L231 178V181L228 183V184H224V185H222L221 183H219V184H215V182L213 181V184L211 185V184H209V181H207V179H206V181H207V183L208 184H206L205 183V178H203V179H200V178H198V176H200V175H198V176H196L195 175V172H194V169L192 170L191 168H183V169H179V170H176L175 168L172 170L171 168L169 169V170H163V169H157V167H156V170L154 171V173ZM197 172V171H196ZM201 172V171H200ZM199 172V173H200ZM237 172V171H236ZM244 172V171H243ZM26 173V172H25ZM91 173V172H90ZM146 173V172H145ZM144 173V174H145ZM181 173H184V175L182 176V177H180V175H181ZM203 173V172H202ZM206 173V172H205ZM211 173V172H210ZM209 173V174H210ZM224 173V172H223ZM45 174V173H44ZM149 174V173H148ZM201 174V173H200ZM262 174H263V172H262ZM12 175V174H11ZM16 175V174H15ZM85 175V174H84ZM90 175V174H89ZM98 175H100L99 173H98ZM97 175V176H98ZM130 175H132V173L130 174ZM164 175H168L167 177L165 176V178H163L164 177ZM226 175V174H225ZM230 175V174H229ZM226 176L225 178L226 179H229L230 178V176ZM235 175V174H234ZM250 175V174H249ZM0 176H2V175H0ZM25 176V175H24ZM42 176V175H41ZM101 176V175H100ZM106 176V175H105ZM135 176V175H134ZM212 176V175H211ZM220 176V175H219ZM233 176V175H232ZM248 176V175H247ZM246 176V177H247ZM11 177V176H10ZM102 177H104V176H102ZM128 177H129V175H128ZM207 177V176H206ZM218 177V176H217ZM253 177V176H252ZM14 178V177H13ZM132 178V177H131ZM130 177H129V180L131 179ZM149 178V177H148ZM182 178V179H181ZM220 178V177H219ZM224 178V179H225ZM260 178V177H259ZM258 178V179H259ZM1 179V178H0ZM66 179V178H65ZM147 179V178H146ZM209 179V178H208ZM211 179V178H210ZM223 179V180H224ZM21 180V179H20ZM40 180V179H39ZM42 180V179H41ZM58 180V179H57ZM79 180V179H78ZM105 180H108V185H111L112 186V184L114 185V186H112L111 188H113V189H111V190H113V193H111L110 195V201H112V202H114V201H118L119 200V198L122 196L123 197V195L125 196V199L124 200H127V202L131 199V198H134L135 197V195L134 194H132V193H134V192H132L131 191V187L129 186V184L128 183H130V181L128 180V178H126L125 176H123L122 174H110V175H108L107 176V179H105ZM110 180V181H109ZM127 180H128V183H127ZM133 180H134V178H133ZM155 180H158V179H156L155 178ZM211 180H213V179H211ZM222 180V179H221ZM247 180H248V178H247ZM15 181V180H14ZM14 181H12V183H14ZM101 181V180H100ZM116 181V182H115ZM166 181V180H165ZM229 181V180H228ZM249 181H252V180H249ZM11 183V184H12ZM36 183H37V181H36ZM42 183H43V181H42ZM79 183H80V181H79ZM98 183H99V181H98ZM97 183V184H98ZM135 183H136V181H135ZM149 183H150V181H149ZM244 183H245V181H244ZM252 183H253V181H252ZM10 183L9 184H7V185H11ZM107 184V183H106ZM143 184V183H142ZM166 184V183H165ZM255 184V183H254ZM41 185V184H40ZM79 185V184H78ZM96 185V184H95ZM94 185V186H95ZM105 185V184H104ZM136 185H138V184H136ZM173 185V186H172ZM45 186V185H44ZM102 186V185H101ZM132 186H134V185H132ZM158 186V185H157ZM8 187V186H7ZM6 187V188H7ZM13 187V186H12ZM22 187V186H21ZM20 187V188H21ZM37 187H39V186H37ZM106 187V186H105ZM148 187V188H147ZM160 187V186H159ZM250 187V186H249ZM11 188V187H10ZM23 188V187H22ZM29 188V187H28ZM45 188V187H44ZM79 189L81 188V187H78ZM110 188V187H109ZM108 188V186H107V189H109ZM18 189V188H17ZM32 189H34V188H32ZM53 189V188H52ZM78 189V190H79ZM82 189V188H81ZM91 189H93V188H91ZM95 189V188H94ZM96 189H98V188H96ZM152 189H154V188H152ZM157 189H159V188H157ZM6 190V189H5ZM12 190V189H11ZM28 190V189H27ZM48 190V189H47ZM101 190V189H100ZM102 190H103V187H102ZM110 190V189H109ZM133 190V189H132ZM136 190V189H135ZM160 190H161V188H160ZM32 191V190H31ZM34 191V190H33ZM36 191V190H35ZM50 191H51V189H50ZM61 191V190H60ZM63 191V190H62ZM83 191V193H84V189L82 190ZM155 191H157V190H155ZM98 192H99V190H98ZM102 193H104L103 191H101ZM142 192V191H141ZM142 192V194H144ZM7 193V192H6ZM23 193V192H22ZM39 193V192H38ZM46 193H47V191H46ZM5 194V193H4ZM49 194V193H48ZM51 194H52V191H51ZM89 194V193H88ZM97 194V193H96ZM9 195V194H8ZM29 195V194H28ZM32 195V194H31ZM55 195V194H54ZM53 195V196H54ZM61 195V194H60ZM66 195V194H65ZM105 195H106V193H105ZM4 196V195H3ZM49 196V195H48ZM70 196V195H69ZM96 196V195H95ZM8 197V196H7ZM7 197H5V198H7ZM33 197V196H32ZM63 197V196H62ZM87 197H88V195H87ZM50 198V197H49ZM56 198V197H55ZM64 198H66V197H64ZM63 198V199H64ZM81 198V197H80ZM98 198V197H97ZM71 199V198H70ZM69 199V200H70ZM87 199V198H86ZM122 199V198H121ZM43 200V199H42ZM88 200V199H87ZM23 201H25V200H23ZM62 201V200H61ZM64 201H66V200H64ZM92 201V200H91ZM123 201V200H122ZM141 201H142V198H141ZM186 201H189V202H191V204L193 205V206H190V205H188L187 203H186ZM45 202V201H44ZM57 202V201H56ZM82 202H83V200H82ZM119 202H121V201H119ZM118 202V203H119ZM144 202V201H143ZM3 203V202H2ZM6 203V202H5ZM13 203V202H12ZM41 203V202H40ZM39 203V204H40ZM53 203H55V200H54V202ZM57 203H59V201L57 202ZM65 203V202H64ZM67 203H68V201H67ZM77 203V202H76ZM84 203V202H83ZM95 203V202H94ZM101 203H103V202H101ZM109 203V202H108ZM111 203V202H110ZM7 204V203H6ZM30 204V203H29ZM78 204V203H77ZM144 204V203H143ZM9 205V204H8ZM13 205V204H12ZM17 205V204H16ZM70 205V204H69ZM76 205V204H75ZM96 205V204H95ZM105 205V204H104ZM115 205V204H114ZM120 205V204H119ZM140 205V204H139ZM33 206V205H32ZM31 206V207H32ZM4 207V206H3ZM9 207V206H8ZM11 207V206H10ZM12 207H14V206H12ZM30 207V208H31ZM57 207V206H56ZM60 207V206H59ZM63 207V206H62ZM90 207V206H89ZM96 207V206H95ZM107 207V206H106ZM109 207V206H108ZM129 207V206H128ZM145 207V206H144ZM17 208H18V206H17ZM52 208V207H51ZM58 208V207H57ZM92 208V207H91ZM94 208V207H93ZM133 208V207H132ZM111 209V208H110ZM126 209H128V208H126ZM125 209V210H126ZM135 209H136V207H135ZM148 209V208H147ZM31 210H32V208H31ZM93 210V209H92ZM102 210V209H101ZM130 210V209H129ZM153 210V211H154ZM48 211V210H47ZM52 211V210H51ZM142 211V210H141ZM29 212V211H28ZM49 212V211H48ZM53 212V211H52ZM102 212V211H101ZM135 212V211H134ZM158 212H157V215H158ZM43 213V212H42ZM51 213V212H50ZM79 213H80V211H79ZM86 213V212H85ZM89 213V212H88ZM88 213H86V218L88 217L87 215H88ZM93 213V212H92ZM96 213V212H95ZM22 214V213H21ZM136 214V213H135ZM138 214V213H137ZM155 214V213H154ZM39 215V214H38ZM90 215H92L91 213H90ZM100 215H101V213H100ZM156 215V214H155ZM156 215V216H157ZM27 216V215H26ZM36 216V215H35ZM41 216V215H40ZM79 216H80V214H79ZM78 216V217H79ZM93 216V215H92ZM95 216V215H94ZM99 216V215H98ZM140 216V215H139ZM138 216V217H139ZM147 216V215H146ZM151 216V215H150ZM153 216V215H152ZM161 216V217H162ZM77 217V218H78ZM84 217V216H83ZM90 217V216H89ZM142 217V216H141ZM148 217V216H147ZM159 217V216H158ZM22 218V217H21ZM25 218V217H24ZM155 218V217H154ZM162 218H164V219H166L167 217H162ZM36 219V218H35ZM52 219V218H51ZM94 220V219H93ZM92 220V221H93ZM151 220V219H150ZM153 220V219H152ZM156 220H158L157 219V217H156ZM47 221V220H46ZM46 221H44V222H46ZM90 221H91V219H90ZM101 221V220H100ZM159 221V220H158ZM165 220H163V222H164ZM39 222V221H38ZM58 222V221H57ZM105 222V221H104ZM10 223V222H9ZM47 223V222H46ZM46 223H45V225H46ZM59 223V222H58ZM57 223V224H58ZM94 223H95V220H94ZM40 224V223H39ZM93 224V223H92ZM109 224V223H108ZM41 225V224H40ZM50 225V224H49ZM98 225V224H97ZM100 225V224H99ZM98 225V226H99ZM119 225V224H118ZM165 225V224H164ZM86 226H88V225H86ZM172 226V225H171ZM45 227H47L48 228V226L46 225ZM44 227V228H45ZM88 227H91V226H88ZM105 227V226H104ZM164 227V226H163ZM165 227H167V226H165ZM172 227H174V226H172ZM50 228V227H49ZM87 228V227H86ZM94 228V227H93ZM96 228V227H95ZM122 228V227H121ZM46 229V228H45ZM53 229V228H52ZM55 229V228H54ZM53 229V230H54ZM73 229V228H72ZM106 229V228H105ZM166 229V228H165ZM172 230H175V229H173V228H171ZM52 230V231H53ZM82 230V229H81ZM108 230V229H107ZM7 231V230H6ZM47 231V230H46ZM70 231H72L71 229H70ZM85 231H87V230H85ZM88 231H89V229H88ZM91 231V230H90ZM116 231V230H115ZM162 231V230H161ZM160 231V232H161ZM164 231V230H163ZM167 231V230H166ZM180 231V232H181ZM5 232V231H4ZM26 232V231H25ZM29 232V231H28ZM32 232H33V230H32ZM81 232V231H80ZM95 232V231H94ZM171 232V231H170ZM173 232V231H172ZM171 232V233H172ZM175 232V231H174ZM6 233V232H5ZM71 233H73V232H71ZM87 233V232H86ZM85 233V234H86ZM114 233V232H113ZM163 233V232H162ZM169 233V232H168ZM25 234V233H24ZM31 234V233H30ZM49 234V233H48ZM51 234V233H50ZM68 234V233H67ZM70 234V233H69ZM174 234V233H173ZM5 235V234H4ZM23 235V234H22ZM33 235H34V233H33ZM42 235V234H41ZM52 235H55V234H52ZM90 235V234H89ZM89 235H88V237H89ZM162 235V234H161ZM163 235H164V233H163ZM166 235V234H165ZM24 236V235H23ZM73 236V235H72ZM158 236V235H157ZM44 237V236H43ZM42 237V238H43ZM47 237V236H46ZM55 237V236H54ZM71 237V236H70ZM102 237V236H101ZM107 239H108V237H106ZM38 239V238H37ZM87 239V238H86ZM95 239H97V238H95ZM154 239V238H153ZM152 239V240H153ZM4 240V239H3ZM22 240V239H21ZM45 240V239H44ZM43 240V241H44ZM47 240V239H46ZM45 240V241H46ZM57 240V239H56ZM261 240V241H262ZM25 241H27L26 239H25ZM37 241H40V240H37ZM42 241V242H43ZM49 241L50 240H48V242H46V243H49ZM82 241H84V240H82ZM86 241V240H85ZM99 241V240H98ZM164 241V240H163ZM260 241V242H261ZM24 242V241H23ZM53 242V241H52ZM88 242H90V241H88ZM88 242H87V244H88ZM167 242V241H166ZM174 242V241H173ZM35 243V242H34ZM164 243V242H163ZM32 244V243H31ZM31 244H29V245H31ZM36 244V243H35ZM43 244V243H42ZM45 244V243H44ZM86 244V243H85ZM143 244V243H142ZM141 244V245H142ZM146 243H144V245H145ZM161 244V243H160ZM168 244V243H167ZM173 244V243H172ZM262 244V243H261ZM264 244V243H263ZM47 245V244H46ZM171 245V244H170ZM185 245V244H184ZM20 246V245H19ZM28 246V245H27ZM37 246V245H36ZM35 246V247H36ZM40 246V245H39ZM45 246V245H44ZM44 246H43V248H44ZM162 246V245H161ZM167 246V245H166ZM263 246V245H262ZM18 247V246H17ZM21 247H22V245H21ZM54 247V246H53ZM86 247V246H85ZM92 247V246H91ZM100 247V246H99ZM264 247V246H263ZM46 248H47V246H46ZM82 248V247H81ZM166 248V247H165ZM184 248V247H183ZM23 249V248H22ZM35 249V248H34ZM38 249V248H37ZM40 249V248H39ZM91 249V248H90ZM95 249V248H94ZM93 249V250H94ZM168 249H169V247H168ZM170 249H171V246H170ZM181 250H182V248H181ZM16 251H18V249L16 250ZM24 251V250H23ZM33 251V250H32ZM36 250H34V252H35ZM51 251V250H50ZM53 251V250H52ZM170 251V250H169ZM264 251V250H263ZM262 251V252H263ZM37 252V251H36ZM46 252V251H45ZM90 252H91V250H90ZM93 252V251H92ZM96 252V251H95ZM18 253H20V252H18ZM30 253V252H29ZM184 253V252H183ZM182 253V254H183ZM23 254V253H22ZM25 254V253H24ZM31 254V253H30ZM40 254V253H39ZM38 254V255H39ZM174 254V253H173ZM178 254V253H177ZM29 254H26V257L28 256ZM37 255V254H36ZM156 255H157V253H156ZM156 255H154V256H156ZM187 255H186V257H187ZM263 255V254H262ZM25 256V255H24ZM152 256V255H151ZM163 256V255H162ZM161 256V257H162ZM175 256H177V255H175ZM183 256V255H182ZM185 256V255H184ZM184 256L182 257V258H184ZM160 257V258H161ZM164 257V256H163ZM145 258H147V256L145 257ZM261 258V259H260ZM139 259V258H138ZM162 259V258H161ZM178 259V258H177ZM140 260V259H139ZM143 260V259H142ZM145 260V259H144ZM152 260H153V257H152ZM157 260H159V261H161L160 259H157ZM163 260V259H162ZM190 260H192V259H190ZM158 261V262H159ZM7 262H8V260H7ZM168 262V261H167ZM184 262V261H183ZM142 263V262H141ZM149 263V262H148ZM153 263V262H152ZM155 263V262H154ZM163 263V262H162ZM187 263V262H186ZM138 264V263H137ZM147 264V263H146ZM161 264V263H160ZM165 264V263H164ZM167 264V263H166ZM191 264V263H190ZM194 264V263H193ZM198 264V263H197Z\"/></svg>",
    "mask_w": 264,
    "mask_h": 264
},
{
    "label": "built area",
    "instance_id": "3",
    "mask_svg": "<svg viewBox=\"0 0 264 264\" xmlns=\"http://www.w3.org/2000/svg\"><path fill=\"white\" fill-rule=\"evenodd\" d=\"M243 82H244V79L243 78H240L239 80H237L234 84L230 85L229 89L232 90V91H240V92H244V88L242 87L243 86Z\"/></svg>",
    "mask_w": 264,
    "mask_h": 264
}]
</instances>
